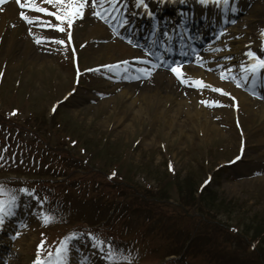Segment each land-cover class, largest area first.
<instances>
[{
  "label": "rangeland",
  "instance_id": "obj_1",
  "mask_svg": "<svg viewBox=\"0 0 264 264\" xmlns=\"http://www.w3.org/2000/svg\"><path fill=\"white\" fill-rule=\"evenodd\" d=\"M235 1L246 5L249 16L241 17L245 21L227 35L224 47L236 48L232 53L238 52L244 59L245 53L240 47L248 42L258 40L256 47L264 48L259 36V31L264 30V0ZM34 2L50 11L57 10L55 5L43 0ZM131 2L134 4L135 0H128ZM14 9L12 13L0 6V114L12 118L8 128H0V172L19 169L30 173L31 166L37 169L38 163L30 155L35 151L42 154V150L33 147L31 135L14 124L40 127L43 157L49 149L44 143L50 142L57 145L60 151L57 154L76 158L77 164L86 166L83 172L103 186L101 190H94L93 196L105 195L108 207L114 209L112 217L120 214V220H103L92 203L90 207L76 198V192L67 197L69 209L78 208V213L70 215V231L76 229L72 223L82 218L83 211L87 212L88 216L81 220L86 227L80 230H87L88 236L96 232L112 246L114 258L108 264H116L122 258L129 261L127 264H186L185 259H191L192 263L187 264H264V238L259 248L254 251L249 248L253 236L258 235L252 226L257 223L260 229L264 227V115L260 106L264 97L236 84L235 88L245 95V102L239 104L233 93L223 95L213 91V88L222 89L215 83L203 82L208 87H198L185 75L187 82H182L171 68L162 67L153 69L150 77L144 73H130V77L122 73L108 82L106 77L111 71H118V66L105 65L133 55L143 62L147 56H139L141 48L118 34L108 19L93 15L100 9L92 8L90 0L84 17H78L70 31L80 68L103 67L90 74L82 72L78 83L73 85V52L65 40L67 25H64L65 32H59L44 24L46 21L59 23L54 17L21 9L18 4ZM20 11L33 23L24 21ZM37 39L41 42L37 43ZM60 39L65 43H55ZM224 49L220 50L221 55ZM203 51L204 48L200 49L199 54ZM261 51L264 58V50ZM200 63L197 57L177 66L183 74L196 73L204 66ZM201 70L217 74L214 68ZM214 78L222 84L233 85L230 77ZM116 79L126 89L127 96L121 88L111 91L110 85ZM172 91L183 98L189 93L207 112L210 127L203 129L202 122L190 125L186 121L181 133L175 120L167 124L163 116L155 113L156 102L140 101L144 94L174 95ZM54 103L59 105L51 116ZM240 147L244 148L241 160L230 166L229 159ZM80 149L85 152L81 153ZM111 169L117 171L115 179L119 181L123 197L118 198L115 192L119 189L114 184L105 182L104 176ZM208 178H211L208 185L197 191L199 183ZM0 185L4 188L0 198L17 196L16 204L20 208L17 212L23 211L19 221L11 219L13 224L21 225L11 239L16 253L6 261L4 257L9 249L0 248V263L35 264L39 258L42 264H54L59 247L48 254L50 246L44 235H59L62 227H50V224L45 227V216L38 214L30 199L25 201L17 194L25 186ZM145 186L150 187L152 195L146 196V193L140 198L146 192ZM168 216L174 220H166ZM229 226L238 228V233L229 231ZM38 228H42L43 238L36 235ZM87 238L86 235H79L77 240L70 237L67 255L87 264H107L103 250L94 249ZM219 245L223 247L218 249ZM122 246L127 249H120ZM173 252L181 255L167 261L165 255Z\"/></svg>",
  "mask_w": 264,
  "mask_h": 264
},
{
  "label": "bare ground",
  "instance_id": "obj_2",
  "mask_svg": "<svg viewBox=\"0 0 264 264\" xmlns=\"http://www.w3.org/2000/svg\"><path fill=\"white\" fill-rule=\"evenodd\" d=\"M114 1H115L116 10H112V8L110 6L108 7L109 14H110L111 18H115L116 16H118L119 14H117V11L119 8H120L119 10H121V4H119L117 2L119 0H114ZM190 1L191 0H187V2H190ZM192 1H193V6L187 7V10L182 12L183 14H186V16H182V19H185L188 22L187 23L188 26L186 27V29L179 27V28L172 30V31H176V32H171L170 28L168 27L167 36L170 33V37H174L177 35V32L182 31L180 33V36H184V38L186 40H188L190 37L189 36L190 32L195 31V29H193V26H191L192 22L196 23L197 22L196 20H198L199 17H201V19L203 20V26H200L201 28H198V30H197L198 32L194 35L195 37H198L197 39L204 37L208 27H213V28L215 27L216 29H219L224 22H227V23H225L224 27L230 26L231 24H228V23L232 22V18H233L232 16H234L233 13L245 14V17L249 16V13L246 12L243 5H240L241 7L237 6V4L231 5L228 8V10L224 13V15L216 16V14L213 13L214 12L213 10L210 9L214 15L212 13L209 14L208 12H211L210 10L207 11L205 8L200 7L195 0H192ZM145 2L149 5H152V6L156 5L155 0H145ZM16 5L17 4L15 3V0H6V2L3 3V7L7 11L12 12V13L15 12L14 6H16ZM220 6H221V4L219 5V7ZM178 11H180V9L176 10L174 14L168 15L169 16L168 17L169 18V25L171 24L170 22H172V20L174 19L175 16L180 17L179 21L182 20L180 13H178ZM136 17H137V14L134 12L131 16H129L128 20H136ZM125 19H127V18L125 17ZM181 22H184V21H181ZM240 22H242V21H240ZM213 28H211V29H213ZM231 29L232 28L226 29V31H224L222 34H220L221 33L220 30L218 32L215 30V32H217V34L216 33L214 34V36H216L215 39L212 40L209 44H207L204 54L199 56V58L201 59L202 63L204 65H206L207 69L208 68H214L219 76H221V73H223L224 74L223 76L230 77V80L233 84H246L244 77H245V75H247V77L249 79L248 82H249L250 88L252 87L253 83H255L256 86L258 85L259 87L264 88V69H261L259 73L255 74L256 75L255 82L253 81V79H251L254 75L253 73H251V72L245 73L241 69V65L248 66L251 63H254L252 58H249V57L245 58L244 57L246 60L243 61L241 59L242 55L240 53H232V51H234L236 48H227V49H225V50H227L226 54L221 55L220 50H222L224 48V46H223V41L225 40L224 38ZM149 38H152V36H150ZM165 41H167V39ZM255 44L256 43H248V45L241 47V49H242V51H245V52L255 50ZM224 64H226L227 66L223 67V66H225ZM111 73H114V72H111ZM183 75H185L189 80L194 81V82H196L197 80H200L203 82H209L211 84L215 83V85H217L218 87L219 86L222 87V89H224L225 91L230 92V93H234L235 96L240 101L239 104L245 102V95L242 94L239 90L234 88L232 85H227L224 83L222 84L218 79H215L213 75L207 74V73L203 72L202 70H198V72H196V73H195V71H186V72H184ZM108 77H109V79H107L108 82L113 81V78H115L112 76L110 77V74L108 75ZM233 77H235V79H233ZM108 85H110V84H108ZM169 85L171 86L172 83L169 82ZM110 86H111V91H114L118 88H121L119 90H121L122 93H124L127 96L128 93H126L127 92L126 89H124V87H121V85L119 86V83L117 81L114 80V84L110 85ZM174 95H175V97H174ZM174 95L169 94V93H165V94L159 93V94L155 95V94L151 93L150 95L147 96L146 94H144L141 97L140 101L143 102V101L151 100L153 102H156L155 103L156 104L155 113L160 115V116H163V118H165V121L167 124H169L170 121L175 120L176 124L179 127H181L179 129L181 131V133L184 131V126L187 125L186 121L191 122L190 125H194L195 123L202 122L201 127H203V129L206 126L210 127L211 121L209 119V116L206 115L207 112H205L204 109H201L198 106L195 99H193L189 93L187 94V96L185 98H183L181 95H178L175 93H174ZM128 96L130 99H132L133 94L132 95L130 94ZM110 100H107V101H110ZM133 100H134V98L132 99V101ZM131 104H133V102H131ZM166 104H168V106H166ZM260 106L262 109L261 114L264 115V103H260ZM191 119L193 121H191ZM182 122H184V123H182ZM118 123H120V121ZM203 129H202V131H203ZM11 228H12V226H9L4 221L3 225H0V234L6 233V232L9 233ZM8 243H9V241L4 242L3 243L4 247L6 246L7 248H10L11 246Z\"/></svg>",
  "mask_w": 264,
  "mask_h": 264
},
{
  "label": "snow or ice",
  "instance_id": "obj_3",
  "mask_svg": "<svg viewBox=\"0 0 264 264\" xmlns=\"http://www.w3.org/2000/svg\"><path fill=\"white\" fill-rule=\"evenodd\" d=\"M6 0H0V5H2L3 3H5ZM44 3H47L49 5H55L57 10L56 11H50L49 8L47 7H40L38 6L34 0H15V3L19 5V7L21 9L27 8L29 10L32 11H36L42 14H47L50 17H54L55 21H58L59 23H53L51 21H46L44 22L45 26H50L52 28L57 29L59 32H65L66 29L64 27V25H67V29H69V31H67V39L71 40L72 39V32L70 31V29L73 27L74 22L77 20V18H83L84 17V11L85 8L89 6V0H43ZM107 2L109 3L110 7L112 8V10H115V2L114 0H90L91 3V7L95 8V9H100L97 11H94L92 14L97 16V17H101V18H106L102 16V11L103 12H107L108 9H105L104 3ZM183 2V0H182ZM199 3L202 5L208 4L209 0H199ZM224 4L228 3V0H223ZM136 8H144L146 11L148 10V4L145 2V0H135V5ZM147 14L149 16L152 15V13L150 11H147ZM20 17L28 22V23H33V20L25 14L24 11H20L19 13ZM124 23L127 24L128 20L125 19ZM262 35H264V33H262ZM41 40L37 39V43H40ZM55 43L58 44H64L65 41L60 39V40H55ZM149 55H155V53H149ZM248 56H250L254 63H251L248 66H244L241 65V69L247 73V72H251L253 73V81L255 82L256 80V75L257 73L260 72L261 69H264V58H261L259 55H257L256 52L253 51H249L247 53ZM199 59V57H198ZM144 63H151V61L145 60L143 61ZM126 63V62H125ZM160 65H157L155 63H153L152 65V69H141V72H143L146 76L150 77L152 75V70L159 67ZM104 67H114L111 65H105ZM99 69H96V71H98ZM89 71H92L91 69ZM171 71L173 73L176 74V76L178 78H180L182 80V82H187V80L184 79L183 73L181 71V68L179 66H172L171 67ZM223 73H221V76L223 77ZM245 79H247V75H245L244 77ZM137 79H139V77H137ZM233 79H235V77H233ZM196 86L200 87H208V85L204 84L203 81L197 80L196 81ZM213 91L216 92H220L223 95H231L230 93H226L224 92L223 89L221 88H213ZM255 94V93H254ZM233 99H235V97H233ZM203 103H209L208 101H203ZM213 104H218L219 102H212ZM239 157H237L238 159ZM113 175H115V173H113ZM22 192L28 193L29 190L24 188L21 189ZM4 193V188L2 185H0V195H2ZM18 197L15 195H12L9 199H3L0 198V225H3L4 223V218L5 216H11L14 215V211L13 209L17 206L16 202H17ZM52 218L49 216H45L44 220L45 222H49ZM74 235V234H73ZM69 238H65V242L61 244V246L57 249V259L54 262V264H66V260H67V254H68V247H67V240ZM98 245H102L103 241H98L97 242ZM114 258V252L112 249V246L109 245V249H108V254L105 256V260H112ZM35 264H42V262L39 260V258L37 259V261L35 262ZM45 264H50V262H45Z\"/></svg>",
  "mask_w": 264,
  "mask_h": 264
},
{
  "label": "trees",
  "instance_id": "obj_4",
  "mask_svg": "<svg viewBox=\"0 0 264 264\" xmlns=\"http://www.w3.org/2000/svg\"><path fill=\"white\" fill-rule=\"evenodd\" d=\"M2 121V120H1ZM3 122V121H2ZM41 130V131H40ZM31 133L33 134V136L35 137V138H37L38 139V141H43V135H42V133H43V129H40V127H34V126H32L31 125ZM42 132V133H41ZM81 168H83V171L85 170V169H87L86 168V166L85 165H83V166H81ZM84 173V172H83ZM113 173H115V175H113ZM85 174V173H84ZM104 178H105V182L106 183H109V184H114L113 185V187H115V188H117V189H119V181L117 180V179H115V178H117V171H115V170H110V171H108L106 174H105V176H104ZM80 179L81 180H86L87 182H89L90 184H93V185H97V184H99V185H101V183H99V182H97V179L95 178V177H91V176H89V175H87V174H85V176H82V177H80ZM147 186H145V190H146V192L144 193V194H142L141 196L142 197H140V198H144L145 197V195H146V193H147V195L146 196H151L152 195V193H150V187L147 189L146 188ZM117 195H118V198L119 197H123V193H122V191L119 189V190H117L116 192H115ZM202 193V194H201ZM200 193V197H203V192H201ZM109 195V194H108ZM167 216V215H166ZM166 220H174V217L173 216H168V218H165ZM256 225H253L252 226V229L254 230V232H257V234L258 235H255V237L253 236V238L251 239V241L249 242V248L251 249V251H254L255 249H257V248H259V242H260V240H262V238H264V227H262L261 229H260V227H261V225H257V223H255ZM257 226V227H256ZM236 228V227H235ZM231 229V228H230ZM236 232L235 233H238V228H236ZM229 231H232V230H229ZM233 232V231H232ZM218 247V246H217ZM220 247H223L222 245H219V247H218V249H220ZM222 250V249H221ZM186 251H188V250H186ZM263 251H264V249H263ZM224 253H226V252H224ZM211 262H213V261H211ZM214 264H217V263H215V262H213Z\"/></svg>",
  "mask_w": 264,
  "mask_h": 264
}]
</instances>
